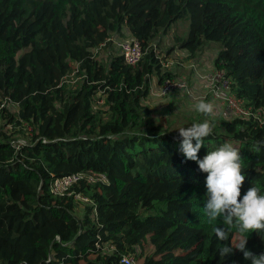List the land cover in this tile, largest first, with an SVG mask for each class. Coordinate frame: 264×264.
I'll list each match as a JSON object with an SVG mask.
<instances>
[{
	"label": "trees",
	"instance_id": "obj_1",
	"mask_svg": "<svg viewBox=\"0 0 264 264\" xmlns=\"http://www.w3.org/2000/svg\"><path fill=\"white\" fill-rule=\"evenodd\" d=\"M186 18L180 47L195 55L219 42L213 65L252 112L211 118L198 157L232 144L241 196L252 185L264 194V149L253 148L264 140V0H0V95L18 104L0 115V264H123L127 253L139 264H250L235 249L221 261V243L239 233L217 240L221 221L203 207L207 174L146 103L152 76H175L154 40ZM125 32L144 50L138 63L118 51L96 57L92 48ZM88 169L108 177L75 186L89 201L50 191L54 178ZM245 235L247 249L264 252V231ZM144 242L152 251L142 256Z\"/></svg>",
	"mask_w": 264,
	"mask_h": 264
},
{
	"label": "clouds",
	"instance_id": "obj_2",
	"mask_svg": "<svg viewBox=\"0 0 264 264\" xmlns=\"http://www.w3.org/2000/svg\"><path fill=\"white\" fill-rule=\"evenodd\" d=\"M163 94H166L164 90ZM158 104L167 102L161 100ZM193 107L206 117L214 115L217 110L213 102L204 99H199ZM174 130H177L182 138L178 151L186 160L195 161L198 169L207 174L204 194L206 200L203 207L210 221H221L220 226L214 228L217 240L229 241L232 227L239 233L235 243L231 240L229 244L221 243L222 247L217 250L221 261L235 249L240 251L250 264H264V252L257 255L246 248L249 235L245 233L264 231V194H261L257 186L252 185L241 196L246 174L240 149L230 143H224L199 158L198 152L204 145V140L213 133L212 122L205 119ZM253 148L259 153L264 149V140H258Z\"/></svg>",
	"mask_w": 264,
	"mask_h": 264
},
{
	"label": "built area",
	"instance_id": "obj_3",
	"mask_svg": "<svg viewBox=\"0 0 264 264\" xmlns=\"http://www.w3.org/2000/svg\"><path fill=\"white\" fill-rule=\"evenodd\" d=\"M116 46L118 48V52L122 55L124 62L127 64L138 63L144 54L140 41L136 37L130 35L120 37ZM170 64H172V60H168L166 62L162 61L163 66H169ZM207 80L209 83L208 87L210 94L223 98L227 101V104L231 107V109L236 110L239 113V115L235 113V116H248L252 113L248 108L244 109L241 107L243 105L242 99L236 98L228 92V82L223 79L222 71H213L211 74L207 75ZM153 88L154 87L152 86L150 87L149 94L153 93L159 97H165L177 93L188 94L190 92L188 82L177 76L165 77L158 82L154 90ZM163 90L166 94H163ZM17 110V102L13 101L7 95H0V115L6 111L15 112ZM253 114L256 115L258 113L254 112ZM23 127L26 132L31 133L32 127L29 123L25 122ZM95 182H108V177L104 172H97L91 169L74 171L54 178L50 184V191L54 195H72L75 199L87 202L89 201V198L82 192L76 191L75 186L81 183ZM97 245L99 244L97 243ZM112 249V245L106 246L107 251ZM134 259L135 257L133 253H127L121 256L120 261L123 264H136Z\"/></svg>",
	"mask_w": 264,
	"mask_h": 264
},
{
	"label": "rangeland",
	"instance_id": "obj_4",
	"mask_svg": "<svg viewBox=\"0 0 264 264\" xmlns=\"http://www.w3.org/2000/svg\"><path fill=\"white\" fill-rule=\"evenodd\" d=\"M188 25H189V19H187V18L186 19H178L175 22H173V24H171V26L168 28V30L166 31L165 34L170 38L172 46H175V44L177 42H179L177 39L173 38V35L181 36V38H184L187 31H188ZM165 34H161L159 37H156L154 40V45L157 48V51L162 53V55H165L164 48L166 49V47H167L168 51L173 49L164 40L163 36ZM118 40H119L118 37H116V35H114L113 37H111V40H110L111 44L110 45L102 44L98 47L92 48V51L99 60L105 61L108 59V56L113 51H118V48L116 46V43ZM219 45H220L219 42H216V41L206 42L201 53L204 52V53H212L213 54L214 52L217 51V49L219 48ZM158 49H160V50H158ZM168 60H170V59L164 58V60H162V61L166 62ZM163 67L168 68V66H163ZM214 71H216V70H214ZM78 80H79V76H76L73 73H70L66 77V81L69 84H74ZM153 95L155 97H157V99L148 98L146 101L147 105L152 109L155 116H157L160 119L168 118V120H170V122L172 121L173 125L176 128H179L180 126L189 125L191 122H193L195 120L204 121L205 119L210 120L211 118L214 119V118H217L219 116L225 117L226 119H232L233 117H235L236 114L239 115V113L236 110L231 109V107L227 104V101H225L223 98L216 97L213 94L211 95V99L207 98V96L204 97V100L211 101L216 105L217 110H216L215 114L212 116H209V117H206V116L200 114L193 107L194 104L201 98H198L196 100L187 101L186 97L185 96L183 97V93H182L181 97H183V98L179 97V102H176L175 99L178 98L177 94L176 95L175 94L169 95L171 97H169V96L159 97L155 94H153ZM161 100L166 101L167 104H158ZM98 103L100 104L99 101H98ZM230 104H232V103H230ZM241 107L244 108L243 105ZM256 113H258V111H256ZM0 124H1V120H0ZM83 206H84V204H82V205L78 204L76 206L74 212L77 216H80L82 214ZM143 245H144V249H143L142 256H144L145 254L152 251V245L149 242H144ZM138 255H139V257H141V252ZM134 261L136 264H139V262H140V260H137V259H134Z\"/></svg>",
	"mask_w": 264,
	"mask_h": 264
},
{
	"label": "crops",
	"instance_id": "obj_5",
	"mask_svg": "<svg viewBox=\"0 0 264 264\" xmlns=\"http://www.w3.org/2000/svg\"><path fill=\"white\" fill-rule=\"evenodd\" d=\"M127 35L128 32H125V36ZM165 35L163 36L164 40L167 44L170 45L171 48H173L171 49L169 47L171 49L170 51H168L167 47L166 49L164 48L165 54L167 55L166 59L172 60V64L168 66V69H170L175 76L185 79L190 87V92L188 94L183 93V97L185 96L187 101L196 100L198 98L204 99V97L206 96L207 98L211 99L207 75L211 74L214 70H217L213 65V58L216 52L212 54L204 52L201 53V51H199L195 55H191L188 50L180 47L178 42L175 44V46H172L170 38ZM173 38L179 41L181 36L173 35ZM157 84L158 80L155 76H152L151 86L154 87L153 90L156 88ZM152 94L153 93H150L148 98L157 99V97ZM177 95L178 98H176L175 100L176 102H179V97L182 96V93H177Z\"/></svg>",
	"mask_w": 264,
	"mask_h": 264
}]
</instances>
